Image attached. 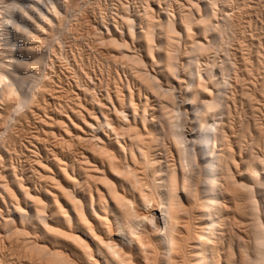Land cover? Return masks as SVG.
<instances>
[{
    "label": "bare ground",
    "instance_id": "6f19581e",
    "mask_svg": "<svg viewBox=\"0 0 264 264\" xmlns=\"http://www.w3.org/2000/svg\"><path fill=\"white\" fill-rule=\"evenodd\" d=\"M161 1L130 16L122 0H0V163L11 150L2 136L28 111H46L54 143L53 155L34 146L40 186L17 172L0 179V264L14 243L25 254L14 264H264V0H165V12ZM104 3L122 7L120 21L103 17L93 41L149 96L124 84L102 101L91 72L67 66L61 49L79 51L83 32L54 22L72 5L101 14ZM58 66L76 81L66 105L48 73ZM46 93L59 115H48ZM80 147L74 161L63 151Z\"/></svg>",
    "mask_w": 264,
    "mask_h": 264
},
{
    "label": "rangeland",
    "instance_id": "374dc122",
    "mask_svg": "<svg viewBox=\"0 0 264 264\" xmlns=\"http://www.w3.org/2000/svg\"><path fill=\"white\" fill-rule=\"evenodd\" d=\"M125 1V3L124 4H128V2H129V4H128V7H130L129 8V10H130V13H129V15L131 16L132 14H134L135 16H137L138 14H140L141 12H142V0H122V2H124ZM140 1V2H139ZM161 4H159V5H161V7L159 6V9L162 11H166L167 9L169 10L170 9V3L167 1H165V0H162L161 2H160ZM105 5H101L100 7H102V8H100V11H102L101 12V14H99V11L98 12H94L95 14H93L92 12V16H91V13H86V12H89V8H87V10H85L84 11V9H86L85 7H83L82 6V4L81 5H72V11L71 10H69L70 12V14H71V12H72V14L71 15H69V17L66 15V13H65V10H66V12L68 11L67 9L68 8H70V7H67V8H65V9H63V11L61 12L62 13V15L60 14L59 16H62V17H58V19H57V21H55L54 23L55 24H57L56 26H59L58 25V23H59V21H61L60 23H61V26H65V29L64 30H68V28L69 29H71V27H72V29L73 28H76V25H77V27H79L80 28V30H79V32L81 31V32H85V34L83 35V33H81V35H79V39L81 38V36L83 37L80 41H82V42H79V44H76V43H78V42H76L75 40H72L73 41V44L75 43V45H78V50L79 51H77V49L75 48V46H71V42H69L68 43V45L66 46V47H64V50H63V48L61 49V48H59L58 46H55V49H56V51H57V53H58V56L59 55H61V53H62V51L65 53V51H66V53L65 54H68L69 55V62H66V63H68V65L67 66H69L68 68L69 69H74V68H77V66L80 64H83V66L85 67V70L86 71H88L89 73H90V76L91 77H93V78H90V79H87L86 81L89 83V85L91 86V88L93 89V87H95L94 88V90H95V92L98 94V96H97V98L98 99H100V100H102L103 101V98H105L104 96H105V94H104V92H106L105 90L106 89H108V90H110V91H113V90H115L116 89V87L118 86L119 88H122V86H124V84H125V86H127L126 88H131V89H133L134 90V92H138V91H140L139 92V94L141 95V97H145L146 96V94L147 93H145L144 91V89H142L143 87L141 86V84L139 85V82L137 83V81H135V79L134 78H132L131 76H130V74H129V72L126 70L125 71V69H123L120 65H119V62L120 61H118V64H117V61H115L116 62V64L117 65H119V66H116V64H113V61H111L112 59H114V58H112L113 57V55H115V54H112L110 51H106V50H108L107 48H101L100 47V45H98V44H95V42L94 41H96V40H94L93 38H95L94 36H96V32L94 33V30L95 31H97V34H98V28H100V30H102V28L100 27L101 25V19L103 20V17H104V21L106 22V23H108V20L109 21H111V22H109L108 24H114L116 21H120L119 20V18H120V16H119V18L117 17V15H120L122 12H120V11H122V7L119 5H113L112 6V4L111 3H108V4H106V3H104ZM111 4V5H110ZM107 5H110V6H107ZM75 6H76V8L77 7H79V9H82V11H84L85 13H83V14H86V16L84 17V18H88V19H91L90 20V22L91 23H89V25H87V26H83V27H81V26H79V24H77V22H75L74 21V18L73 17H75L73 14H75V11L74 10H79L78 8L77 9H75ZM80 6H81V8H80ZM164 7H165V9L166 10H164ZM70 8V9H71ZM84 8V9H83ZM117 8V9H116ZM120 9V10H119ZM167 10V11H168ZM103 13V14H102ZM137 13V14H136ZM103 15L102 16V18H100L101 16H99V15ZM91 16V17H90ZM135 16H133V17H135ZM66 17V18H65ZM67 17H68V19H67ZM99 17V18H98ZM63 18V19H62ZM111 18H112V20H111ZM116 20H114V19ZM61 19V20H60ZM62 20H64V21H66V22H64L63 21V23H62ZM69 20H71V22L69 21ZM85 20V19H84ZM107 20V21H106ZM75 23H73V22ZM81 21V20H80ZM114 23H113V22ZM57 22V23H56ZM99 22V24H97V23ZM59 23V24H60ZM94 23V24H93ZM90 24H91V26H90ZM68 25H69V27H68ZM72 25H75V26H72ZM93 25H94V28L95 27H97V28H93ZM256 24H253V26H252V28L253 27H255V28H253V29H251L252 30V32H255V31H257L256 29H258L259 28V30H260V28H261V25L258 23L257 25L258 26H260V27H256L255 26ZM61 26H59V27H61ZM90 26V27H89ZM87 27V28H86ZM58 28V27H57ZM62 28V27H61ZM64 28V27H63ZM83 28V29H82ZM89 28H91V30L89 29ZM88 29H89V31H91V32H88ZM94 29V30H93ZM97 29V30H96ZM84 30V31H83ZM99 30V31H100ZM259 30H258V32H259ZM86 33H90L89 34V36L86 34ZM93 34H95L94 36H93ZM86 35H87V37L90 39H88L87 40V37H86ZM84 37H86V40H85V38ZM91 37H92V40H91ZM94 40V41H93ZM83 41H85V42H83ZM87 41V42H86ZM90 42H91V44H90ZM92 42H94L93 44H92ZM83 44V43H86V44H89V46H90V48L91 49H93L94 47H96L95 49H93V50H91V49H88V47H86V46H82L81 44ZM97 43V42H96ZM44 43H42V45H40L41 46V48H42V46H45V45H43ZM86 44H83V45H86ZM80 45V46H79ZM95 45H98V47L97 46H95ZM69 46V47H68ZM82 46V47H81ZM102 47H104V46H102ZM72 48H74V49H72ZM87 48V49H86ZM97 48H100L101 49V51H102V53L101 52H97L96 50H98ZM60 49L62 50V51H60ZM72 49V51H70ZM81 49H82V51H81ZM83 49H86V50H84V55H83ZM100 49L98 50V51H100ZM106 49V50H105ZM137 50L138 49V47L137 48H134V50ZM91 50V51H90ZM104 50V51H103ZM183 50H184V47H183ZM70 51V52H69ZM76 51V52H75ZM81 51V52H80ZM77 52H80V53H77ZM110 54H108V53ZM64 53H62V54H64ZM73 53V54H72ZM97 53H99V56H98V54ZM82 54V55H81ZM112 54V55H111ZM74 55H76V56H74ZM101 55H104V56H101ZM71 56H72V58H71ZM83 56H84V58H83ZM112 56V57H111ZM116 56V55H115ZM114 56V57H115ZM80 57V58H79ZM81 57H82V59H81ZM101 57V58H100ZM103 57L104 58H106L107 59V57L108 58H112L111 60L110 59H108L107 61L108 62H106V60L104 59L103 60ZM81 59V60H80ZM115 59H116V57H115ZM71 60V61H70ZM83 60V61H82ZM111 61V62H110ZM84 62H85V64H84ZM78 65H77V64ZM109 63V64H108ZM112 64V65H111ZM88 65V66H87ZM122 65V64H121ZM116 66V67H115ZM87 67V68H86ZM119 67V68H118ZM103 68V69H102ZM111 68V69H110ZM88 69V70H87ZM94 69V70H93ZM114 69V70H113ZM92 70V71H91ZM107 70V71H106ZM54 71L56 72H54L53 73V70H51V71H49L48 73H49V77H50V79H52V77L51 76H53V80L54 81H56V85H57V89H59V91L57 92L58 94L57 95H60V99H63V101H62V105L63 104H68L67 102V99H66V97H68L69 95H70V93H72V92H70V91H73V93L71 94V96L73 95H75V93L77 92V86H76V81H75V79L67 72V71H69V70H66V69H64L63 67H57V70L56 69H54ZM94 71H95V75H93L94 74ZM106 72V73H105ZM127 72V73H126ZM53 73V74H52ZM103 73V74H102ZM115 73V74H114ZM113 74V75H112ZM70 75V76H69ZM67 76V77H66ZM97 78H96V77ZM70 77H72V78H70ZM119 79H118V78ZM67 78V79H66ZM74 79V80H73ZM92 79V80H91ZM121 79V80H120ZM59 80V81H58ZM88 80H90V81H88ZM114 80V81H113ZM128 82H127V81ZM132 80V81H131ZM120 81H122V82H120ZM101 82V83H100ZM58 83V84H57ZM121 83H122V85H121ZM95 85V86H94ZM111 85V86H110ZM120 85H121V87H120ZM139 85V86H138ZM93 86V87H92ZM104 86V87H103ZM109 86V87H108ZM114 86H116V87H114ZM96 87H97V89H96ZM140 88V87H142L141 89H138V88ZM76 88V90H74ZM65 89V90H64ZM67 89V90H66ZM112 89V90H111ZM136 89H138V91H136ZM103 90V91H102ZM107 90V91H108ZM141 90H144V91H141ZM62 92L63 93H65V94H62ZM70 92V93H69ZM75 92V93H74ZM142 93H143V95H142ZM67 94H68V96H67ZM97 94H95V95H97ZM144 94H145V96H144ZM62 95V96H61ZM148 95V94H147ZM47 96H48V98H47ZM64 96V97H63ZM66 96V97H65ZM149 96V95H148ZM62 97V98H61ZM100 97V98H99ZM88 98V97H87ZM45 99L46 100H43V105H44V108H46V110L48 111V115L50 114L51 116H53L54 117V115L55 116H57V115H59V109H60V102H52V99H51V97L49 96V93H46L45 94ZM150 99V101L152 102V100L154 99V100H156L155 98H153V97H150L149 98ZM152 99V100H151ZM83 100L86 102V100H87V102H86V104H88L89 106H91L90 108H94V106L95 105H93L92 103H91V100L88 98V99H85V97L83 96ZM153 100V101H154ZM48 101V102H47ZM49 101H50V103H49ZM149 101V102H150ZM47 102V103H46ZM64 102H66V103H64ZM49 103V104H48ZM56 104V106L58 107L59 106V108H57L56 106H55V104ZM59 103V104H58ZM156 103V101H154L153 103H150V105L152 104V106H151V108L152 107H154L153 105ZM48 104V105H47ZM50 104H52V105H50ZM157 104V103H156ZM155 104V105H156ZM47 105V106H46ZM54 105V106H53ZM49 106V107H48ZM53 106L54 108H52V109H54L53 111H52V109H51V107ZM96 107V106H95ZM47 108H49V109H47ZM97 108V107H96ZM51 109V110H50ZM50 110V111H49ZM57 110V111H56ZM26 111V110H25ZM28 111V110H27ZM52 111V112H51ZM54 112V113H53ZM28 113V115L27 116H29L28 117V119H26V118H23L22 120L23 121H14L15 123H16V125H14L15 123L12 121V125H13V130H12V132H10L9 133V136L7 135L6 137L4 136H2V139H5V138H7V139H5V140H3L5 143H6V146L8 147V149H11V150H9V152H10V155L7 157V159H8V162H6L7 161V159L5 160V162H4V164L3 163H0L1 165H0V179H2V177L4 178L3 180H7V182L9 181L10 182V177H9V172H7V171H10L11 173H15V172H17L16 174H18L17 175V177H18V179L19 180H21V179H23V181H26L27 183H28V181H29V183L30 182H32L31 184H33L35 187H38L37 185H41V181L39 182V180H40V176L38 175L39 173L38 172H36L38 169H37V165H35V163H36V161H35V158L34 157H36L37 156V154L35 153H33L34 151L36 152L37 151V149L39 148H45L46 150H49L50 151V154L51 155H53L52 154V151H51V149L53 150V148H52V144H54V143H51V142H53V140H52V138L50 139V138H47L46 136L44 137V135H45V127H44V125L41 123V121H40V118H41V116H42V118H45V116L44 115H46V111H42V113L40 114V116H39V118L38 117H33L32 116V113L30 112V111H28L27 112ZM44 113V114H43ZM52 113V114H51ZM63 113V112H62ZM47 115V116H48ZM49 115V116H50ZM238 115H239V113H238ZM238 115H236V119H235V123H236V125L239 123V116ZM238 116V117H237ZM38 118V119H37ZM28 120V121H27ZM34 120V121H33ZM237 121H238V123H237ZM19 122V123H18ZM24 122H25V124H24ZM38 122H40V123H38ZM18 123V124H17ZM22 123V124H21ZM27 124V125H26ZM32 124V125H31ZM40 124V125H39ZM43 125V126H42ZM16 126V127H15ZM17 126H19V127H17ZM21 126H23V127H21ZM25 126H26V128H25ZM36 126V127H35ZM15 127V128H14ZM23 128V129H22ZM16 129H17V131H16ZM24 129H25V131H24ZM42 129H44L43 131H42ZM15 130V131H14ZM21 130V131H20ZM2 131V129L0 128V132ZM23 131V132H22ZM31 131V132H30ZM17 132V133H16ZM43 132V133H42ZM15 133V134H14ZM11 135V136H10ZM33 136V137H32ZM36 136V137H35ZM38 137V138H37ZM10 138V139H9ZM33 138V139H32ZM37 140H36V139ZM42 140H41V139ZM47 138V139H46ZM14 139V140H13ZM34 139H35V141H34ZM38 139H40L39 141H38ZM50 139V140H49ZM7 140V141H6ZM10 140V141H9ZM12 140V141H11ZM43 140H45V142L43 141ZM28 141V142H27ZM37 141H38V143L39 144H37ZM40 141H41V143H40ZM46 141H47V143L49 144H47L46 143ZM51 141V142H50ZM44 142V143H43ZM13 143V144H12ZM43 143V144H42ZM45 144H47V145H45ZM24 145V146H23ZM42 147H41V146ZM52 145V146H51ZM11 146H12V148H11ZM15 146V147H14ZM37 148H35V147ZM44 146H46V147H44ZM82 147H80V148H77L76 150H74V152H68V149L66 148L65 150H63L64 151V153L66 154V157L67 158H70L72 161H74V160H76V158H77V156H78V158H79V153L82 151ZM15 152H17V150H18V152L17 153H15ZM75 151H77V152H75ZM15 154H14V153ZM31 152V153H30ZM23 153V154H22ZM73 153V154H72ZM44 153L42 152L41 153V157L40 156H38L40 159H44V158H46V156H44L43 155ZM69 154H72V155H70L69 156ZM75 154V155H74ZM36 155V156H35ZM69 157H68V156ZM74 155V156H73ZM34 156V157H33ZM44 156V157H43ZM30 157V158H29ZM43 157V158H42ZM50 158L49 159H52V157L51 156H49ZM74 157V158H73ZM10 158V159H9ZM28 158H29V160H28ZM77 158V159H78ZM33 159V160H32ZM69 159V160H70ZM45 160V159H44ZM44 160H43V162H44ZM70 160V161H71ZM46 161H49V160H47V158H46V160H45V162ZM35 162V163H34ZM9 164L10 166L9 167H7V168H11V169H5L6 168V166H8V165H5V164ZM32 165V166H31ZM34 165V166H33ZM4 168V169H3ZM36 168V169H35ZM30 169V170H29ZM23 170V171H22ZM25 170V171H24ZM30 171V172H29ZM36 172V173H35ZM23 173V174H22ZM26 173V174H25ZM34 173V174H33ZM38 173V174H37ZM8 174V175H7ZM36 175V176H35ZM22 176V177H21ZM30 176H32L31 178H30ZM39 176V177H38ZM6 177V178H5ZM26 178H28V179H26ZM39 178V179H38ZM30 179H32V180H30ZM3 180H0V185H1V183L3 182ZM4 182H6V181H4ZM8 182V183H9ZM26 182H24V183H26ZM26 183V184H27ZM39 185V186H40ZM1 191V190H0ZM5 206V205H4ZM6 207H8V208H6ZM2 209H3V213H2V215L3 214H5V215H3L4 217H6V216H8L10 213H12V207L10 206V204H9V202L7 201V206H5V207H3L2 206ZM11 210V211H8V210ZM7 211H8V215H6L7 214ZM1 220V219H0ZM0 223H1V221H0ZM3 231L1 230V224H0V235H3V233H2ZM2 233V234H1ZM3 240V239H2ZM4 241V243L3 244H5V245H8L7 244V242L5 241V239L3 240ZM9 246V249L8 250H6V251H4L3 252V254H1L2 256H3V261H6L7 259H8V262L6 261V263L5 264H8L9 263V261H10V263H11V258L12 257H14L13 259H14V262H17V258H19V259H21V257H22V259L24 258L25 259V254L24 253H20L21 251H20V249L17 247V246H15V243H14V245L13 246H11V244H9L8 245ZM7 246V247H8ZM17 247V248H16ZM15 250V251H14ZM19 250V251H18ZM12 251H13V253L15 252V254H12ZM11 255H10V254ZM18 253V254H17ZM16 257H15V256ZM22 255V256H21ZM8 256V257H7ZM12 256V257H11ZM20 256V257H19ZM11 257V258H10ZM16 258V259H15ZM11 264H14V263H11ZM16 264H18V263H16Z\"/></svg>",
    "mask_w": 264,
    "mask_h": 264
}]
</instances>
